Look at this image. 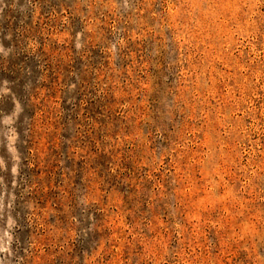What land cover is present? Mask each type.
I'll use <instances>...</instances> for the list:
<instances>
[{
	"label": "rangeland",
	"instance_id": "374dc122",
	"mask_svg": "<svg viewBox=\"0 0 264 264\" xmlns=\"http://www.w3.org/2000/svg\"><path fill=\"white\" fill-rule=\"evenodd\" d=\"M0 264H264V0H0Z\"/></svg>",
	"mask_w": 264,
	"mask_h": 264
}]
</instances>
